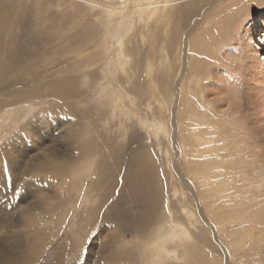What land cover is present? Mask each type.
<instances>
[{
	"label": "rangeland",
	"instance_id": "374dc122",
	"mask_svg": "<svg viewBox=\"0 0 264 264\" xmlns=\"http://www.w3.org/2000/svg\"><path fill=\"white\" fill-rule=\"evenodd\" d=\"M87 1H89V3L91 2L92 5L87 3ZM119 1L122 0H83V2H80V9H78L76 13L74 7L77 3L79 5V0H46L44 5L41 4L43 0H22L23 4L28 6V11L32 10L29 18L27 17L25 21L31 20L32 23L26 24L24 21L23 24H18V28L13 29L11 38L4 40L2 38L0 39V104L6 102V96L4 95H7V93L15 91L17 88L25 86L26 84H39V82H37L38 80L40 83L44 81L46 83V81L55 80L56 78L59 84L66 85L68 79H61V76L81 75L91 70L99 71L97 72V82H99L100 79H110L106 82V86L105 84L100 85L99 83H91V89L95 95L89 102L83 101L82 97V101L74 106V109L78 112L77 116L66 113L64 110L67 109H64V104L62 103V105L60 103L61 101L57 98L54 101L50 100L49 102L51 103L41 102L38 106L34 103L35 110L29 118L34 116L36 119L40 118L42 122H35V128H32L30 125L31 133L29 136L23 137L21 134H18V139H20V141L17 140L16 144L13 143L12 145H8V141L14 134L22 130L28 117L16 118L15 115L12 114L13 116L11 115V118H5L6 115H8L7 112L0 111V128L5 126L3 131L7 132L3 139L0 138V148L6 143L8 150V159L0 160V171L2 174V181H0V249L6 254V257H4L5 259L0 261V263L187 264L189 259L185 253L186 249L187 251H191L192 248L198 247L201 248L206 256L205 261L201 263L224 264V257L215 254L214 250H204L203 246H201L202 244L195 238L199 231L206 227L201 223L200 213L204 214V216H208L211 208H214L221 213H217L219 224H215L211 221L212 231L209 230L210 238L219 241L221 244L224 243L228 254V264H264V245H261V248L259 247L260 249L249 248L243 245L247 240L242 238L243 235H246V232L258 239L264 238V102H262L261 99V95H264V89H262L256 81L252 82V86L254 85L253 91H255V98L261 100L256 101L254 99L256 103L253 109L248 106L239 109L235 105L233 112L230 111L224 113L223 115L226 114L225 116H219L222 120L217 119L218 117L212 118L210 119V121H212L211 125L205 124L204 126L205 129L211 131L212 134L214 133L212 150L205 155L207 159L214 163L217 160L220 162V166L217 162V166H219V168L221 167L218 172L221 173L220 176L223 175V178L219 177V180L222 182L216 181L215 185H218V188L224 189L226 192L223 194H228L227 197L222 198V201L219 199L220 202H217V199L215 203L213 200L214 198H212L211 201L203 199L190 202L185 196L183 197V194L179 193L178 188H176L177 190L175 189L176 192H173V188L178 187L176 186L175 179L171 175V171H173L171 163L176 157V147L169 142L170 140L167 138V135L162 133L157 136V128L153 125L154 118L160 116L156 118L157 124H160V120L164 118L159 112L161 106L158 102L162 92L161 82L156 81L162 67L160 61L161 39L157 37L156 40H158L156 41L155 39H148L146 37L141 38L140 35H138V39L129 41L127 39V29L130 23L128 16H121L117 20L105 18L107 17V4L111 5ZM223 1L224 0H220L218 2L217 0L216 3H213L212 6H210L211 11H215V8L219 9L221 4L225 3ZM235 1L237 3L235 2L236 6L232 12H237L240 5H245L244 2L246 4L248 2L245 7L254 5L253 8H251L252 10H250V12L237 24V28H234L230 39H225L226 41L224 45H222L223 48H220L219 58L217 57L220 62H224V58L226 60L232 59L230 56L232 54L224 52L231 46L233 43L232 41L238 38L239 32L243 34L245 25L252 19H254L255 24V34H258V38L262 35L263 25L261 23L264 21V0ZM60 2L65 6L64 13L66 15L65 18H67L66 20L55 19V17L61 14L60 8H58V3ZM131 4L133 5V3ZM254 7L256 9H254ZM220 9L219 12L222 11ZM70 11H72V13ZM224 12L226 13L227 11ZM85 14L87 16H85ZM230 15L232 14L230 13ZM96 17L100 20L96 19ZM48 18L51 19L48 20ZM206 18L208 17L206 16ZM85 19H90L92 22L90 23L94 24L92 33H94L93 28H95L98 37L99 35H103L101 29H106L108 41L106 42V39L105 44L102 43V39L99 44V40L92 37V35L91 39L89 37L86 41H83L85 38L80 40L78 31L86 26V24L84 25L81 23V21ZM155 21L157 20L154 18L153 22ZM173 21H175V36L177 37L174 36L175 38L172 40L179 41L181 36L186 33V28L181 19L177 20L175 17ZM207 23H209V20ZM14 27L16 26L14 25ZM3 29L4 27L1 28L0 25V31ZM9 29H12V27L8 26L6 30ZM143 29V26H139L140 31ZM123 35H125L126 38L125 45L127 51L129 49V52L126 51L127 54L131 53L132 55V52L135 51L134 45L141 46V50L139 48L137 53L136 51L134 52V54L136 53L135 55L130 56L132 66L130 68L132 75L129 76V78L131 77L130 80L128 78V85H130L128 88L130 89H123V85L117 88L114 87L115 84H113H119L117 80H115V77L120 78L118 75L124 76V80L126 78L125 75H121L122 73L119 72V67L116 65L120 63L122 59L116 61V64H114L113 60L114 54L117 52L115 46L116 40ZM88 39H90V41H88ZM217 42L220 43L219 40ZM257 42L258 41L255 40V43ZM97 44L100 45L98 47L100 49L97 48ZM262 45V49L259 50L261 57L264 56V44ZM94 53L97 54L100 60L92 64L87 63L84 66L85 60L89 57V54ZM239 53L242 54L241 52ZM149 54L154 55L150 56ZM222 54L225 57L222 58ZM174 57H176L175 54ZM176 59L177 58L172 61L171 65L178 63ZM101 62L103 64H101ZM72 63L76 64V67L73 68ZM234 65L235 69H233L231 65L227 66L228 68L230 67L228 73L230 75L232 91L237 94L240 100H243L246 96V86H248L246 83L248 79L245 76L246 68L242 60L239 62L235 61ZM109 68L111 71H109ZM170 75L172 79L169 78V82L173 85L174 76L173 74ZM156 83H158V85ZM96 85H98V87ZM90 92L92 91L90 90ZM169 95V99L171 98L169 102H171L174 95L173 93ZM92 101H95L99 107L102 108V110L98 112V115L95 116L97 124L94 125V129H96V126L101 128V140L103 137L109 135L108 141H105V143H108L111 147L120 145H124L125 147L122 151V160L116 161V164L112 165L113 174L104 178V182L110 184H113L116 180V186L107 193L104 199L101 201L97 200V203L90 200V204L88 198L91 196L95 197L97 193L101 192L99 188L95 189L98 184L93 185L95 173L87 174L84 172L82 178L79 180L77 179L75 184L73 183V170L67 172L68 176L60 178L61 176L57 173L49 175L40 167L29 166L27 159L32 158L33 154L47 156L50 152L49 150L55 149V156L50 153L53 157L52 162H65V160H68L74 153L78 152L79 149H77L74 140L82 131H77V129L72 126L74 122H72V119L75 117V119H78V116L86 111V104L88 105L92 103ZM30 104V102L17 103L15 107ZM109 106H113L114 108H109ZM205 107V109L208 108L207 106ZM238 107L241 106L239 105ZM105 108H109L107 109L108 111H106ZM145 108L148 110L149 108H153L152 117L154 116V118H152L151 115L148 116ZM227 108L228 105L224 104L223 109L227 110ZM40 109L42 110L40 111ZM68 112H70V110H68ZM123 116L126 118L124 122ZM96 119L101 120L97 121ZM29 122H31V120H29ZM162 122L167 124L168 121ZM98 123L101 125H98ZM115 123L119 124L116 125ZM1 133L3 134V132ZM93 143V140L89 142L90 145ZM139 149L153 152L154 161L156 162L159 172L166 176L163 178V181L166 182V196H163L159 202L160 209H165L167 206L170 207V205L174 204L179 211V216L184 222L181 221L177 224L173 218L172 220L171 218H165V221L169 220V223L173 221L172 223L176 225L175 229L177 231L179 230V225L183 227V230L191 234L192 240L190 238L180 239L179 237L174 239L171 235H167L171 226V224L167 222H164V228L162 227L160 232L155 234L158 224V222H156L158 221L157 218H153L150 221L148 228L144 229L141 227L144 224L142 222H144L145 216L142 215L144 203L143 199L140 198L143 194H140L141 192H139V189L143 190V186L139 183L136 184V182L140 180L139 174L142 170L145 171V169L135 164L132 159L127 162L130 151ZM97 154L98 150L96 152V155ZM16 156L20 160L15 163ZM182 160L187 161V158L184 157ZM20 161L21 164H19ZM98 161L99 160H97L96 163H98ZM196 162L200 163V160H196ZM84 164L86 166L89 162L84 161ZM200 165L201 164H199V167L202 166ZM117 166L122 172L116 171ZM124 170H128V172L131 171L138 175L135 177L131 176L130 179H125V175L122 174ZM117 172H119L118 175L114 174ZM128 172L124 174L127 175ZM36 174L38 175L35 177ZM52 177L60 178L63 182L60 180H52ZM16 179L20 180L15 182ZM131 181L135 182V184ZM15 183H18V188L15 187ZM135 186L138 187H136L137 191ZM101 189L103 190V188ZM19 191L23 193L18 198L17 194ZM69 194H73L71 199H69L71 204L66 210H62L60 206L58 207L57 196L67 197L70 196ZM217 204L219 205L218 207ZM185 206L188 211L186 214L185 211H183V209L186 208ZM25 207H28V209L24 210ZM247 207L248 210L251 211L256 209L260 211L254 213V215L250 213L248 219H251L245 220L242 225H239L237 222L239 219H242V216H246L242 214V211L243 209L246 210L245 208ZM92 209H94V212L92 211L89 216L86 215L84 217L87 210ZM33 212H35L34 218L32 215H29ZM47 212L50 214H46ZM81 217L83 218L82 220ZM250 221L254 224H250ZM250 226H253L252 230ZM261 244H264V241ZM164 246L168 248V253L163 252ZM148 247L152 249L150 250ZM251 249L253 251H251ZM159 253L160 256H157ZM198 260L200 259L197 257V261Z\"/></svg>",
	"mask_w": 264,
	"mask_h": 264
},
{
	"label": "bare ground",
	"instance_id": "6f19581e",
	"mask_svg": "<svg viewBox=\"0 0 264 264\" xmlns=\"http://www.w3.org/2000/svg\"><path fill=\"white\" fill-rule=\"evenodd\" d=\"M219 1L220 0H218V2ZM45 2L46 0L45 1L43 0L41 4L44 5ZM80 2H83V0H79V5L77 3L75 7L72 6L74 7V10L76 11V13H77V10L80 9V5H81ZM216 2L217 0H122L116 3H113L111 5L107 4L108 6L107 8L108 10H106L107 17H105V18H109V19L113 18L117 20L121 16L122 17H124V15L128 16V20L130 21V23L127 29L128 30L127 39L129 41L132 39L133 40L138 39V35H140L141 38L146 37L148 39L156 40V38L158 37V39L159 38L161 39L160 40L161 41L160 61L162 63V67L158 74L159 78L158 77L156 78L157 82L159 81L161 82V88H162V92L160 96L161 98L158 100V102L161 106L160 107L161 110L159 112L161 115L164 116V118L163 120H160V124L156 123V118L160 116L156 118H154V116L152 117L153 108H149V110L146 108L145 109L147 111L148 116L151 115V117L154 118L153 125L156 126L157 128V136L158 134H162V133L167 135V138L170 140L169 142L172 143L174 147H176V154H175L176 157H175V160L171 163L172 170H173L171 171V175L175 179L176 186L178 187H174L173 192H176L177 190L176 188H178L179 193L183 194V197L185 196L187 200H190V202L191 201L196 202V201H200L203 199H208L211 201V199L214 198L213 200L215 203L217 199H218L217 200L218 202L219 199L221 200L222 198H226L228 195V194H223L224 192H226L224 189L218 188L219 186L215 185L216 181H221L219 180V177L223 178V175L220 176L221 173L218 172L220 171L219 169L221 168V167L219 168L220 162H218L217 160L214 163L211 160L207 159L205 155L207 152H210L212 150L211 147L213 146V143H214V133L212 134L211 131L205 129L204 127L205 124L211 125L212 121H210V119L212 118L214 119L216 117H218L217 119L222 120V118H219V116H225L226 114L225 115L223 114L228 113L230 111L233 112L235 105L239 109H241L242 107H246V106L253 109L256 103L255 100L257 101L260 99L255 98L256 97L255 91H253L254 85L252 86L253 84L252 82L256 81V83H258L259 86L262 89H264V61H263L264 56L261 57L260 55L261 53H259V50L262 49V46H263L262 44H264V21H262L261 23L263 25V29H262V35L260 36V38H258V34L257 35L255 34L254 19L249 21L248 24H246L244 27L243 34L239 32L238 38H236V40L234 39V41H232L233 43L231 44V46L224 52L227 54H232L230 55L232 59L226 60L224 58L223 59L224 62H220V60H218L219 54H220V48H223L222 45H224L226 41L225 39H228V38L230 39L232 35L231 33L234 30V28L235 27L237 28V24L242 20L243 17L246 16V14L250 12V10H252L251 8H253L254 4L245 7L248 4V2L247 4L244 2L245 5H240L238 7L237 12H232L234 7L236 6L235 4L236 1L235 0H231V1L224 0L223 2L225 3L221 4V7H220L221 9L219 8L220 10H222L221 12H219V9H216V8H215V11H211L210 6H212V4ZM87 3H89V1H87ZM131 3H133V5ZM89 4L92 5L91 2ZM27 7H28L27 5L23 4L22 0H0V25H1V28L4 27V29L0 31V39L2 38L4 40V39L11 38L13 29L18 28V24H21V23L23 24L25 19L27 17L29 18V15L31 14L32 10L28 11L29 9ZM103 7H106V6H103ZM58 8H60L59 10L61 11V14L55 17V19L56 20L58 19L66 20L67 18H65L66 15L64 13L65 6L63 5L62 2L58 3ZM254 9L256 8L254 7ZM224 11H227V12L225 13ZM70 12L72 13V11ZM230 13L233 16L230 15ZM85 16L87 15L85 14ZM206 16L209 19L206 18ZM175 17L177 18V20L181 19L184 22V25L186 28V33L181 36L179 41L172 40L173 38L177 37L175 36L176 35L175 21H173V18ZM154 18L157 21L153 22ZM50 19L51 18H48V20ZM96 19H98V17H96ZM208 20H209V23H207ZM90 22H91L90 19H85L81 21V23H83L84 25L86 24V26L83 29L79 28L80 30L78 31V33L80 36V40L85 38L83 39V41H86V39L89 37L91 39V35H92V37L97 38L99 40V44H100L101 39L103 40L102 43L105 44V40L107 39L106 42L108 41V35L106 32V29L104 30L101 29V33L103 32L102 33L103 35L102 36L99 35L98 37V35L96 34L97 30L95 31V28H93L94 33H92V27L94 24H91L92 22L91 23ZM25 23L31 24L32 21L27 20L25 21ZM14 25L16 27H14ZM8 26L12 27V29L6 30ZM139 26H143L144 29L140 31ZM90 39H88V41H90ZM125 39H126L125 35L117 38L116 43H115L117 52L114 54V57H113L114 64H116V61H119L120 59H122L120 63L116 65L119 67V72L122 73L121 75L126 76L124 80L123 79L124 76L118 75V77L120 78L115 77L116 78L115 80H117V83L119 84L118 85L116 83H113V84H115L114 87H117V88H120V86L123 85V89L128 88V86L130 87V85H128V82L131 78V77L129 78V76L132 75L130 72V68L132 67L130 56L135 55L139 48L141 50V46L134 45L136 53L134 54L135 51L133 50L134 52H132V55L131 53H128L130 54L128 55L127 52H129V49L127 51V47L125 45ZM70 40H73V39H70ZM218 40L220 41V43L217 42ZM255 40H257L258 42L255 43ZM99 44H97L98 45L97 48L100 46ZM238 50H241V51H238ZM239 52H241L242 54H240ZM174 54L176 55V57H174ZM223 54H222V58L225 57ZM175 58H177L176 60L178 61V63L171 65L172 61ZM97 60L99 61L100 58L97 56L96 53L89 54V57L86 58L85 60L84 66L87 63L89 64L95 63ZM240 60H242L244 63V66L246 68L245 76L248 79L246 82L248 85L246 86L247 90H245L246 96L243 100H240L237 94L233 93L234 91H232L233 89L230 83V75L228 73L230 67L229 68L227 67L231 65L233 69H235L234 62L235 61L239 62ZM101 64L103 63L101 62ZM145 65H146V62H145ZM72 66L74 68L76 67V64L72 63ZM109 71H111L110 68H109ZM97 72L99 71L91 70V71L84 72L81 75H74V74H73L74 76L63 75L61 76V79H66V80L68 79V81L65 80L66 85L59 84L56 78L55 80L53 79L48 82L46 81V83L45 81L40 83V81L38 80L37 82H39V84L38 83H34V84L32 83L28 85L26 84L25 86L19 87L15 91H11L10 93H7V95H4L6 96V102L3 104H0V111L7 112L8 115H6L5 118H11L10 116L12 114L15 115L16 118L17 117H28L22 130H20L19 133L14 134L9 139L8 145H12L13 143L16 144L17 140L20 141V139H18V136H19L18 134H21L23 137L29 136L31 133L30 125L32 126V128H35L34 127L35 122H39V123L42 122L40 118L36 119L34 118V116L32 118H29L33 114V111L35 110V104L38 106V104H40L41 102L46 103V102H49L50 100L54 101L57 98L59 99V101H61L60 102L61 104L62 103L64 104L62 105L64 109H67V110H64L66 113L77 116L78 112L76 111V109H74V106H76L78 103L82 101V97H83V101L89 102L92 100L93 96L95 95V93L91 89V83H94V84L99 83L100 85L105 84L106 86V82L110 80L109 78H105L103 80L100 79V81L97 82L96 81ZM170 74H173L174 76L173 85L170 84L169 82L170 81L169 78H171ZM156 84L158 85V83ZM96 86L98 87V85ZM90 90L92 92H90ZM171 93H173L174 98L171 102H169L171 98L169 99L168 95ZM261 96H262L261 97L262 102H264V95H261ZM23 102H30L31 104L15 107L17 103H23ZM94 102L95 101H92V103L88 105L86 104V107H85L86 111L83 114L79 115L78 119H75L76 117L72 119V122L74 121L72 123V126L75 129H77V131L78 130L82 131L81 133L82 135L81 134L77 135L76 136L77 138L74 140L75 141L74 143L76 144L77 149H79L78 152L74 153L68 160H65V162H55V163L52 162L53 160L52 155L55 156V153H56L55 149L49 150L50 152L47 156L33 154L32 158L27 159L29 166L40 167L42 170L45 171L46 174H49V175L57 173L61 176L60 178H64L68 176L67 172L69 170H73V173H74L73 183L75 184H76L77 179L79 180L80 178H82V175L84 174V172L87 174L95 173L93 185L98 184V186L95 189L99 188L101 192L97 193L95 197L91 196L90 198H88L89 202L90 200H92V202H96L97 200L101 201L107 196V193L110 192V190H113V188L116 186V180L113 182V184H110V183L104 182V178H106V176L108 175L113 174L112 165H115L116 161L122 160L121 158L123 155L122 151L124 150V147H125L124 145L111 147L108 143H105V141H108L109 135L107 137L106 136L103 137L101 140V136H102L101 128L99 126L98 127L96 126V129H97L96 130L94 129V125L97 124L95 121V116L98 115V112L101 111L102 108H100L99 105L96 102L95 103ZM223 102L224 104L228 105L227 110L223 109V106H224ZM239 105L241 107H238ZM205 106H207L208 108L205 109L206 108ZM111 107L109 106V108ZM107 109L106 111H108ZM41 110L42 109H40V111ZM68 110H70V112H68ZM124 119L126 118L125 117L123 118V122H124ZM29 120H31V122H29ZM96 120L98 121L99 119H96ZM162 121L164 122L168 121V122L167 124H165ZM101 124L98 123V125H101ZM4 127L5 126H2L0 128V136H1L0 138L2 139L4 135L7 133L3 131L5 129ZM1 132H3V134ZM91 140L94 141L92 145L89 144ZM6 146L7 144L5 143L0 148V160L8 159V150ZM97 150H98V154L96 155ZM50 153H52V155H50ZM184 157L187 158V161L182 160L184 159ZM130 159H132L135 164H138L143 169H145V171L142 170V172L139 174L140 180L136 182V184L139 183L140 185L143 186V190L139 189V192H141L140 194H143L142 196H140V198L143 199L144 210H143L142 215L145 216V220L144 222H142L144 224L141 227H143L144 229L148 228V224L150 223V221L153 218L154 219L157 218L158 221L156 222H158V224H157V229L155 231L156 232L155 234H157V232H160L161 228L164 226V222L169 223V220L165 221V218H171V220L173 218V220L177 224L178 222L183 221V219H181V217L179 216L180 215L179 211L176 209L174 204L170 205V207L167 206L166 207L167 209L166 208L162 210L160 209L159 202L163 196L164 197L166 196V193H165L166 192V186H165L166 182L163 181V178H165L166 176L165 174H161L159 172L156 162L154 161L153 152L143 151L140 149L135 150V151H130L129 159L127 160V162ZM19 160L20 159L16 156L15 163L18 162ZM97 160H99L98 163H96ZM196 160L198 161L200 160V163L196 162ZM84 161L86 162L88 161L89 164L85 166ZM217 162L219 166H217ZM19 164H21V161ZM199 164H201L202 166L200 165L201 167H199ZM120 169H121V166H120ZM117 170L119 172H122L121 170L118 169V166H117L116 171ZM119 172L114 173V174L118 175ZM125 172H128V170H124L122 173L123 175H125L124 177L125 179L126 178L130 179L131 176L135 177L138 175L131 171H129L128 174L126 175L124 174ZM37 175L38 174H36L35 177ZM60 178L52 177V180L61 181ZM18 180L20 179H16L15 182ZM0 181H2L1 171H0ZM131 182L135 184V182L133 181ZM15 187L16 188L19 187L18 183H15ZM136 187L137 186H135V189ZM101 188H103V190ZM22 193L21 191H19L17 194V197L19 198L22 195ZM69 195L70 196H67V197L57 196L58 197V207L60 206L62 210H66L71 204V201L69 199H71L73 194H69ZM225 202H226V199H225ZM218 206L219 205L217 204V207ZM27 209L28 207L24 208V210H27ZM94 209L87 210L86 214H84V217L86 215L89 216V214H91ZM186 209L187 207L183 209V211H185V214L188 213ZM245 209L246 210L243 209L242 214L246 216H242V219H239V221L237 222L239 225H242L245 220L251 219V218L248 219V216L250 215V213H253L252 215H254V213H256L257 211H260L257 209L254 211H251V210H248V207ZM34 213L35 212L29 215H32L34 218L35 216ZM217 213H221V212L217 211V209H214V208H211L208 216H204V214L200 213L201 223H203L206 227L202 228L199 231L198 235L195 236V238L199 241V243L202 244L201 246H203L204 250H207V251L214 250L215 254H218L221 257H224V261H225L224 264H228L229 263L228 254H227V250H226L224 243H222L223 244L222 245L221 243H219V241L214 240L213 238H210V234H209V230L212 231L211 221H213V223L215 224L219 222ZM46 214L49 215L50 213L47 212ZM82 219L83 218L81 217V220ZM172 222L169 223L171 224V226L169 229L170 231H168L167 235H171L174 239H176L177 237H179L180 239L181 238H187V239L192 238L191 234L183 230L182 229L183 227H180V225H179V230L177 231L175 229L176 225H173ZM249 223L254 224L251 221ZM252 227L253 226H250L251 230H252ZM247 234L248 233L246 232V235H243L242 237L247 240L246 242L244 241L245 244L243 245L249 248H259L261 245H264V244H261L264 241V238L258 239L255 236H251ZM149 237H150V234H149ZM149 248L150 247H148V249ZM151 249L152 248H150V250ZM251 251L253 250L251 249ZM163 252L168 253V248L167 247L163 248ZM185 253L189 259L187 264H203L201 262L205 261L206 256L204 255L201 248L194 247L192 248L191 251H187L186 249ZM161 254H162V249H161ZM5 255H6L5 252H2L0 249V261L5 259L4 258L6 257ZM157 256H160V253ZM197 257L200 260L197 261Z\"/></svg>",
	"mask_w": 264,
	"mask_h": 264
}]
</instances>
